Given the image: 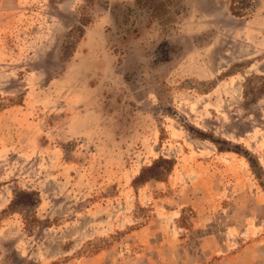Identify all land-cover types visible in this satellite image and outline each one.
Listing matches in <instances>:
<instances>
[{
  "label": "rangeland",
  "instance_id": "rangeland-1",
  "mask_svg": "<svg viewBox=\"0 0 264 264\" xmlns=\"http://www.w3.org/2000/svg\"><path fill=\"white\" fill-rule=\"evenodd\" d=\"M0 264H264V0H0Z\"/></svg>",
  "mask_w": 264,
  "mask_h": 264
},
{
  "label": "trees",
  "instance_id": "trees-1",
  "mask_svg": "<svg viewBox=\"0 0 264 264\" xmlns=\"http://www.w3.org/2000/svg\"><path fill=\"white\" fill-rule=\"evenodd\" d=\"M166 58V57H165ZM166 60V59H165Z\"/></svg>",
  "mask_w": 264,
  "mask_h": 264
}]
</instances>
